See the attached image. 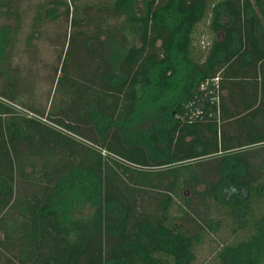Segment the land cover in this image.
Wrapping results in <instances>:
<instances>
[{
	"label": "trees",
	"instance_id": "trees-1",
	"mask_svg": "<svg viewBox=\"0 0 264 264\" xmlns=\"http://www.w3.org/2000/svg\"><path fill=\"white\" fill-rule=\"evenodd\" d=\"M42 6L69 24L60 98L0 89V264H264V0Z\"/></svg>",
	"mask_w": 264,
	"mask_h": 264
},
{
	"label": "rangeland",
	"instance_id": "rangeland-1",
	"mask_svg": "<svg viewBox=\"0 0 264 264\" xmlns=\"http://www.w3.org/2000/svg\"><path fill=\"white\" fill-rule=\"evenodd\" d=\"M42 5L44 0H11V13H1L5 8L0 6V26L7 25L10 31L16 28L13 44L8 45L0 59V89L9 86L11 90V84L20 87L18 94L27 104L46 112L50 101L56 102L60 98V94L54 91L53 71L60 63V53L67 47L69 24L62 16L53 20L46 17L38 19L37 14L41 13L38 8ZM113 22L106 21L111 25ZM122 32L126 34L127 30ZM110 33V40H106L109 42L106 46L108 61L121 41L117 32ZM193 37L198 52H205L211 38L209 16L198 24ZM149 124L150 120L141 119L137 126L130 128L129 135L145 131ZM201 250L198 262L204 257L206 248ZM202 263L205 264L204 261Z\"/></svg>",
	"mask_w": 264,
	"mask_h": 264
},
{
	"label": "built area",
	"instance_id": "built-area-1",
	"mask_svg": "<svg viewBox=\"0 0 264 264\" xmlns=\"http://www.w3.org/2000/svg\"><path fill=\"white\" fill-rule=\"evenodd\" d=\"M20 109V107H18Z\"/></svg>",
	"mask_w": 264,
	"mask_h": 264
}]
</instances>
